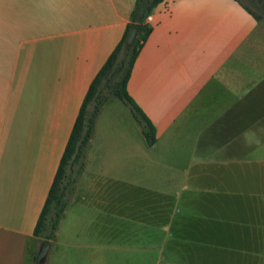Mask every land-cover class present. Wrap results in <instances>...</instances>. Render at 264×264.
Here are the masks:
<instances>
[{"label":"crops","instance_id":"crops-1","mask_svg":"<svg viewBox=\"0 0 264 264\" xmlns=\"http://www.w3.org/2000/svg\"><path fill=\"white\" fill-rule=\"evenodd\" d=\"M136 0H0V264L34 229L88 88ZM127 83L147 146L107 102L44 264H264V22L164 0Z\"/></svg>","mask_w":264,"mask_h":264},{"label":"trees","instance_id":"trees-1","mask_svg":"<svg viewBox=\"0 0 264 264\" xmlns=\"http://www.w3.org/2000/svg\"><path fill=\"white\" fill-rule=\"evenodd\" d=\"M164 0H136L130 14L138 31L131 47L126 46L128 30L101 67L83 99L67 145L59 162L47 199L34 229V236L53 241L59 222L67 208L76 183L84 171L86 151L93 137L96 118L102 107L116 99L128 107L140 128L147 146H153L155 129L127 91L133 65L151 33L145 19ZM256 21L264 19V0H234ZM36 256L34 257V262Z\"/></svg>","mask_w":264,"mask_h":264},{"label":"water","instance_id":"water-1","mask_svg":"<svg viewBox=\"0 0 264 264\" xmlns=\"http://www.w3.org/2000/svg\"><path fill=\"white\" fill-rule=\"evenodd\" d=\"M137 31H138V25L137 24L133 23L129 26L128 34L126 37V46L131 47L134 44V40H135ZM50 247H51L50 241L44 240L41 243V246L39 247V250L36 254L35 264H44L45 263V260H46V257H47V254H48Z\"/></svg>","mask_w":264,"mask_h":264},{"label":"rangeland","instance_id":"rangeland-1","mask_svg":"<svg viewBox=\"0 0 264 264\" xmlns=\"http://www.w3.org/2000/svg\"><path fill=\"white\" fill-rule=\"evenodd\" d=\"M261 21H263L264 22V19H262ZM113 100V103L112 104H114L115 106H117L119 109H121V110H127L128 112H129V116H130V120H131V122H135L134 121V119H133V117H132V115H131V113H130V111H129V109H128V107H126L125 105H123L120 101H118V100H116V99H112ZM107 104V103H106ZM105 104V105H106ZM104 105V106H105ZM135 124L137 125V123L135 122ZM138 126V125H137Z\"/></svg>","mask_w":264,"mask_h":264},{"label":"built area","instance_id":"built-area-1","mask_svg":"<svg viewBox=\"0 0 264 264\" xmlns=\"http://www.w3.org/2000/svg\"><path fill=\"white\" fill-rule=\"evenodd\" d=\"M151 21H152V15L150 14V15H148V16L146 17V19H145V23H146V24H150Z\"/></svg>","mask_w":264,"mask_h":264}]
</instances>
